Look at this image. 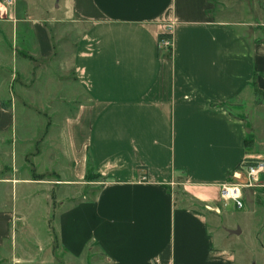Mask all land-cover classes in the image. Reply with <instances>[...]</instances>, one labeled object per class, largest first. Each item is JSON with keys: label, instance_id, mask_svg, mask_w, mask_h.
<instances>
[{"label": "crops", "instance_id": "crops-1", "mask_svg": "<svg viewBox=\"0 0 264 264\" xmlns=\"http://www.w3.org/2000/svg\"><path fill=\"white\" fill-rule=\"evenodd\" d=\"M45 1L0 7L13 43L31 36L34 58H15L12 79L22 70L24 85L0 95V250L53 174L69 192H94L59 206L69 263L96 254L100 264H264L251 211L259 187L241 190L242 212L220 199L245 158L264 159V41L212 18L214 0ZM167 27L170 57L159 54ZM39 112L64 114L56 133Z\"/></svg>", "mask_w": 264, "mask_h": 264}, {"label": "rangeland", "instance_id": "rangeland-1", "mask_svg": "<svg viewBox=\"0 0 264 264\" xmlns=\"http://www.w3.org/2000/svg\"><path fill=\"white\" fill-rule=\"evenodd\" d=\"M40 1H42V3H47L45 0ZM210 15L217 20L245 24L249 26L248 28L255 31V36L259 41H264V0H214L210 9ZM11 31L12 29L9 24L0 23V95L3 97L4 101L11 98L14 86L24 85V81L20 80L22 77L21 74L24 73L22 70L19 71V75L15 79H12L15 58L19 61H26V59L34 60L31 55L32 53H27L33 50L30 48L27 50L25 49V46L30 47L33 42L31 36L22 34L13 43V34ZM72 35L73 34H71L70 37H72ZM19 46L23 47V50H20ZM39 66L40 65H35L34 67L36 68ZM49 67L52 68V65L49 64ZM22 69L25 70L24 67ZM54 69L57 71V67ZM50 72L53 73L57 79L58 76L53 71ZM41 82L48 86L50 85V87L52 86L50 90L51 99L61 96V89H58L60 85L55 86L56 84L52 82L49 83L40 80V83ZM36 84L37 85L34 87H36L38 94L34 96V99L42 101L45 97L44 95L42 96V86H39L37 81ZM64 85L65 84H62V86ZM20 100L23 101L22 99ZM258 100L262 103L264 102V98L261 96L258 97ZM34 115H38L43 117L44 120H47L48 127L46 128V132L54 134L57 132V128L61 124V116L64 114L58 115L56 112H39ZM16 116L18 133L20 134L25 131L22 128L24 127L23 114L19 111ZM259 118L263 119L262 122L264 121V110L259 109ZM37 120L38 119L35 118V123L38 122ZM31 177L36 179L38 176L33 173ZM46 181H49V188H34L32 199L35 202L32 208L25 209V206L21 207L18 213L21 219L13 218L11 225L12 235L8 237L3 249L0 250V264H73L72 262L69 263L66 258H64L59 247L56 229L58 209L59 206L62 205L61 202H66L67 207L69 203L71 204V202L75 200L93 198L94 192H89L88 188L90 186L88 185L84 191L82 189L80 190L81 192H69L67 188H62V185H59L58 177L53 174H49L46 177ZM260 183L261 185L257 186L259 188H256L259 192L252 198L253 208L251 211L256 215V218L261 223L259 227L262 228L264 227V193L262 192V190H264V180ZM175 191L177 198L183 200L179 185L175 187ZM242 211L243 209L234 210L236 213ZM222 215H224V219L229 217L233 218L232 213H230L227 208L222 211ZM213 220L211 221L214 222L212 229L221 231V220H216V218H213ZM261 232L264 233V228H262ZM262 245L264 246V234L259 241L260 250L262 249ZM2 251L4 252L3 254ZM263 259L264 257H260L258 261H263ZM100 262V257L93 254L84 259L83 264H100Z\"/></svg>", "mask_w": 264, "mask_h": 264}, {"label": "built area", "instance_id": "built-area-1", "mask_svg": "<svg viewBox=\"0 0 264 264\" xmlns=\"http://www.w3.org/2000/svg\"><path fill=\"white\" fill-rule=\"evenodd\" d=\"M11 0H0V7L9 3ZM169 27L159 39V49L163 52L172 51V38L168 32ZM235 182L223 186L220 192V199L223 204H233L235 208L243 207L241 190L261 185L264 177V159L262 158H245L238 170L232 174Z\"/></svg>", "mask_w": 264, "mask_h": 264}, {"label": "trees", "instance_id": "trees-1", "mask_svg": "<svg viewBox=\"0 0 264 264\" xmlns=\"http://www.w3.org/2000/svg\"><path fill=\"white\" fill-rule=\"evenodd\" d=\"M162 37V35L159 36V39ZM159 54L160 55H164L166 57H170L171 56V53L170 51L168 53H164V52H161V50L159 49ZM258 95H260V92L259 91H256ZM264 95V94H263ZM91 171V169L88 170V173ZM99 178V176H94L93 179H97Z\"/></svg>", "mask_w": 264, "mask_h": 264}]
</instances>
